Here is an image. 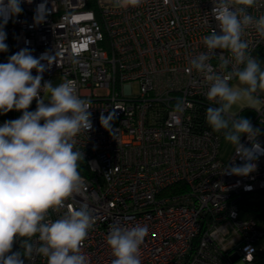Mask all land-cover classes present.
Instances as JSON below:
<instances>
[{"label": "built area", "instance_id": "1", "mask_svg": "<svg viewBox=\"0 0 264 264\" xmlns=\"http://www.w3.org/2000/svg\"><path fill=\"white\" fill-rule=\"evenodd\" d=\"M40 3H22L5 31L13 54L28 48L37 58L49 56L41 61L42 83L71 81L91 101L92 128L76 138L89 172L66 202L87 205L95 217L82 246L89 264H111L106 240L114 222L147 225L142 264H254L264 218L242 206L264 191V156L248 176L224 173L233 159L242 161L233 145L223 158L222 134L198 122L209 106L207 86L187 71L189 58L206 51L202 38L216 29L211 0H143L127 9L111 0H46V19L37 25ZM246 37L254 56L264 53L254 31ZM210 62L218 67V57ZM35 108L34 100L29 110ZM20 115L11 111L12 119ZM247 119L264 147V105ZM241 143L250 146L246 137Z\"/></svg>", "mask_w": 264, "mask_h": 264}, {"label": "clouds", "instance_id": "2", "mask_svg": "<svg viewBox=\"0 0 264 264\" xmlns=\"http://www.w3.org/2000/svg\"><path fill=\"white\" fill-rule=\"evenodd\" d=\"M24 2L32 0H0V53L9 50L5 28L23 12ZM111 2L127 9L139 7L143 0ZM211 4L218 31L202 38L206 51L189 58L187 71L200 74L207 86L206 124L235 147L242 161L237 165L233 159L224 173L248 176L264 156L257 140L261 131L233 109L245 105L257 110L264 105V61L252 54L246 37L254 31L264 42V11L258 16L252 12L264 10V0H211ZM46 16L45 0L34 10V23H43ZM213 57H218L217 68L210 62ZM48 58L47 54L37 58L22 48L0 63V114L22 113L0 125V264H28L36 257L45 258L46 264H89L82 246L95 217L87 205L68 207L66 202L84 183L79 171L84 154L76 148V138L92 128L91 101L82 98L71 81L42 83L41 61ZM34 100L36 108L30 111ZM181 108L178 105L177 111ZM107 119L101 115L100 120ZM242 137L250 146L241 143ZM147 235V225L111 224L106 240L111 264H142L141 245ZM17 242L19 249L13 251Z\"/></svg>", "mask_w": 264, "mask_h": 264}, {"label": "trees", "instance_id": "3", "mask_svg": "<svg viewBox=\"0 0 264 264\" xmlns=\"http://www.w3.org/2000/svg\"><path fill=\"white\" fill-rule=\"evenodd\" d=\"M256 57H258L260 60L264 61V53L263 52H256ZM203 110H206V109H203ZM245 113H248L249 112V115H252L253 114V111L252 110H249V109H243L240 114L244 115L245 116ZM199 114V118H198V122L203 124V125H206V121H205V112H200ZM203 118V119H201ZM79 171L81 174L83 175H87L89 170H88V167L86 165V163L81 160L80 162V168H79ZM264 193V191H263ZM243 209L247 212L248 215L250 216H253V217H257V218H264V206L258 202H256L255 200H251V199H245L243 201ZM19 249V243L17 242L15 245H14V248H13V251L15 250H18ZM264 253V248H262L260 251H258V255Z\"/></svg>", "mask_w": 264, "mask_h": 264}, {"label": "rangeland", "instance_id": "4", "mask_svg": "<svg viewBox=\"0 0 264 264\" xmlns=\"http://www.w3.org/2000/svg\"><path fill=\"white\" fill-rule=\"evenodd\" d=\"M51 82H53L54 86L59 84V81L56 78H53ZM133 88L136 89V85H134ZM242 117L246 118L244 115H242ZM221 138H222L221 139V156L225 158L230 153L232 149V144H230L229 142H226L223 135H221ZM249 199L255 200L256 202L264 206V193L263 192L257 193L256 195L250 197ZM261 244H262L261 246L264 248V241H262ZM254 264H264V253L260 254L259 256L255 258Z\"/></svg>", "mask_w": 264, "mask_h": 264}, {"label": "crops", "instance_id": "5", "mask_svg": "<svg viewBox=\"0 0 264 264\" xmlns=\"http://www.w3.org/2000/svg\"><path fill=\"white\" fill-rule=\"evenodd\" d=\"M5 42L8 44L9 50H8V52L0 53V63L7 62V58L13 54L11 41L7 38ZM232 83H235V81H232ZM241 109L242 110L243 109H249V110L253 111V109L247 108L245 105H240V106L234 107L233 112L240 113L242 111ZM244 114H245V112H244ZM246 114H245L246 118L250 116L249 112ZM241 116H242V114H241ZM7 120H12L11 111L8 112L7 114H0V125H2Z\"/></svg>", "mask_w": 264, "mask_h": 264}, {"label": "water", "instance_id": "6", "mask_svg": "<svg viewBox=\"0 0 264 264\" xmlns=\"http://www.w3.org/2000/svg\"><path fill=\"white\" fill-rule=\"evenodd\" d=\"M245 216H246V215H245L244 211H241V212L239 213V217H240V218L244 219Z\"/></svg>", "mask_w": 264, "mask_h": 264}]
</instances>
